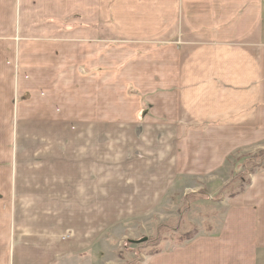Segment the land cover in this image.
I'll return each mask as SVG.
<instances>
[{
  "label": "crops",
  "instance_id": "1",
  "mask_svg": "<svg viewBox=\"0 0 264 264\" xmlns=\"http://www.w3.org/2000/svg\"><path fill=\"white\" fill-rule=\"evenodd\" d=\"M260 146L264 0H0V264L74 263L108 213ZM113 174L121 204L95 202ZM248 182L231 264H264V170Z\"/></svg>",
  "mask_w": 264,
  "mask_h": 264
},
{
  "label": "rangeland",
  "instance_id": "2",
  "mask_svg": "<svg viewBox=\"0 0 264 264\" xmlns=\"http://www.w3.org/2000/svg\"><path fill=\"white\" fill-rule=\"evenodd\" d=\"M71 130L77 132L76 129ZM76 139L74 142L82 145ZM261 147L244 150L245 154L240 153L242 155L231 159L228 165L209 178L193 181L176 180L171 183L170 189L162 188L153 202L155 203L153 208L149 205L147 209L129 210L121 214L110 212L108 214L112 215L104 216L105 218L101 220L99 217L94 220L92 216L74 215V225L99 220L101 224L98 225L96 235L87 248L85 246L74 248V263L68 261L65 264H150L152 260L150 256H160L174 250L180 251L172 252L173 255L159 259L154 264H231L230 258L234 259L237 250L245 245L239 244L238 229H233L234 226L231 224L227 225L225 231L228 229L229 231L224 235L225 238L217 239L224 225L223 220L226 218V222L231 220L234 212L227 208L228 200L244 191L252 171L254 173L264 170V158L254 160L252 157L258 152H264V147ZM148 166L160 173L169 170V167L165 166ZM113 175L111 184L108 185L110 188L102 197L96 198L95 202L120 203L119 198L125 193H120L118 187L112 186H122V180L118 174ZM144 185L146 187L144 190L147 191L149 185ZM197 192L204 195L195 197L194 193ZM92 194L94 193L90 192L88 196ZM84 198L88 201L87 197ZM128 201L131 200H125L124 205ZM146 210L148 213L128 215ZM36 230L46 233L40 229H34L30 233ZM189 235L190 239L183 241L184 237ZM142 238H147V241L141 244L134 243ZM63 240H68V235H65ZM233 244L236 248H226ZM21 261V256L16 254L14 264Z\"/></svg>",
  "mask_w": 264,
  "mask_h": 264
},
{
  "label": "trees",
  "instance_id": "3",
  "mask_svg": "<svg viewBox=\"0 0 264 264\" xmlns=\"http://www.w3.org/2000/svg\"><path fill=\"white\" fill-rule=\"evenodd\" d=\"M253 158H254V160H256L257 158L258 159H262V158H264V152H258V154L257 155H255V156H252ZM259 163H256V165H258ZM250 174H253V171L250 173ZM248 183V182H247ZM247 183H246V185H247ZM195 194V197H201V195H204V193H201V192H197V193H194ZM198 194V195H197ZM190 235L189 236H185L184 237V239H183V241H186V240H189L190 239Z\"/></svg>",
  "mask_w": 264,
  "mask_h": 264
},
{
  "label": "water",
  "instance_id": "4",
  "mask_svg": "<svg viewBox=\"0 0 264 264\" xmlns=\"http://www.w3.org/2000/svg\"><path fill=\"white\" fill-rule=\"evenodd\" d=\"M146 241H147V238H142V239H140V240L135 241L134 243H135V244H141V243H144V242H146Z\"/></svg>",
  "mask_w": 264,
  "mask_h": 264
}]
</instances>
